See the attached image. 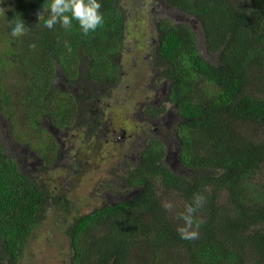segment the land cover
<instances>
[{"label": "trees", "instance_id": "16d2710c", "mask_svg": "<svg viewBox=\"0 0 264 264\" xmlns=\"http://www.w3.org/2000/svg\"><path fill=\"white\" fill-rule=\"evenodd\" d=\"M41 2H0V121L7 122L0 123V264H21L46 208L62 204L7 150L5 125L16 151L29 147L54 172L56 141L41 116L63 131L78 128L81 95L97 92L92 86L120 82L123 95L129 74L147 80L133 59L132 73L121 66L125 53L133 58L128 31L139 37L136 53L152 36L138 32L145 24L156 34L157 82H168L167 101L179 119L168 134L188 174L171 169L167 144L150 123L136 162L122 174L110 173L124 175L115 189L105 188L103 196L112 200L74 216L66 231L70 264H264V0H159L198 22L203 43L190 24L167 16L140 13L134 20L124 0H100L104 23L87 36L76 20L68 30L60 24L48 29V12L35 10ZM19 16L27 31L13 37L10 21ZM156 72L150 67V76ZM60 81L70 90L58 87ZM147 108L152 118L166 110ZM196 193L206 197L195 213L199 236L184 240L177 231L180 214ZM165 194H175L180 204L166 207Z\"/></svg>", "mask_w": 264, "mask_h": 264}, {"label": "rangeland", "instance_id": "374dc122", "mask_svg": "<svg viewBox=\"0 0 264 264\" xmlns=\"http://www.w3.org/2000/svg\"><path fill=\"white\" fill-rule=\"evenodd\" d=\"M126 3L130 4L129 13L130 15L136 14L134 20L138 19L140 13L144 14L145 18L148 19L152 16V19L156 17V20L165 17L166 12H169L170 19L174 23L190 24L195 32H198V39L200 43H203L205 40L204 35L199 30V23L190 18L186 17L182 13L174 9H166L164 6L159 5V0H124ZM147 9V10H145ZM151 11V12H149ZM158 12V13H157ZM147 16V17H146ZM168 17V16H167ZM151 26L145 24L137 28L142 35L146 36L150 32ZM155 29V25H153ZM152 29V30H153ZM156 35V34H155ZM152 36L148 37L149 41L153 38ZM126 49L132 48L130 53L137 56L139 53L134 52V41L138 42L135 45L139 44V37H134L128 31L126 39ZM140 52V51H138ZM128 53V52H127ZM142 53V52H141ZM205 55V53H204ZM132 56H127L125 53V58L121 63L123 69H127L128 73L134 71L130 68L132 67ZM141 66V65H140ZM140 72L142 69L137 68ZM143 75V74H142ZM140 78L133 77L131 74L126 76L127 78L123 81V86H129L127 93L121 95V83L115 82L108 85H101L98 88V85L92 86L96 92L93 93V100L98 101L96 94L104 95V98L99 102V105H107L106 110L108 109V114L102 116L108 123L106 124L107 129L111 131L107 134L98 133L97 126L95 129H91L93 124L91 121L86 122L84 126L76 128H71L68 134L64 137V147L62 148L58 160L55 164L54 172H51L50 166H46L45 171L38 170L37 161L29 160L30 156L27 153H35L33 150H29V147L18 148L20 155L18 156L21 164H24L25 170L32 174L36 179L40 180L44 178L46 182V188L58 189L54 192V195L58 197L63 195L61 201V206H53L46 208V220L38 227L34 233L32 239L28 243V247L25 250L21 264H70L71 263V250L69 237L66 234V231L70 226H72V220L74 216L78 214H86L92 212L94 209L100 207L103 204V197L107 200H112L108 196H103V193L107 191L105 188L115 189V185H120L122 183V177L124 175H114V178L110 176V171L116 170L118 174H122L134 163L129 160H124L125 155L131 154L132 145L136 142L134 146L142 142V136H139L138 139L134 135H139L138 122L136 120L137 115H132L126 113L131 118H121L120 111H124L127 107L122 105L125 102H130L132 100L143 101V97H146V85H149V80H145L142 76ZM166 80H163L165 82ZM59 83V81H58ZM61 83V81H60ZM162 83V82H161ZM162 84H159L160 86ZM58 87H64L63 84H57ZM168 86V85H167ZM166 86V87H167ZM112 87L115 89V94L111 92ZM70 90V87L65 86L64 90ZM100 91V89H103ZM72 90V89H71ZM99 90V91H98ZM105 99H108L104 103ZM91 100V99H90ZM104 109V108H103ZM105 110V109H104ZM86 116V115H85ZM171 116V117H170ZM169 118L165 116L166 120L172 121L173 123L177 121L174 115L170 114ZM47 116H41V119L46 120ZM99 117V120L101 119ZM135 118V120H134ZM164 118V119H165ZM81 119V117L79 118ZM128 120V122H126ZM0 123H7L5 121H0ZM172 123L166 121L164 124V131L170 127ZM90 125V128H89ZM9 125H5L6 129ZM1 134L2 141L4 142L7 150L14 152L17 150L13 147L11 143V137L8 132V129ZM81 130L88 135L90 138H83V133ZM112 131H115L112 132ZM65 132V131H64ZM121 132H124L121 135ZM171 138V137H170ZM171 140H168V145L171 146L173 154L170 158L167 159L171 169L174 172L185 173L183 170H180L179 163L176 159V145ZM61 145V144H60ZM37 155V154H36ZM23 156L28 157L25 158ZM123 158V160H122ZM22 159V160H21ZM120 162V163H119ZM37 164V165H36ZM264 178V174L262 176ZM115 199V198H113ZM164 205L167 207L168 204H171L174 207H177L180 204V199L175 196V194H165L162 195ZM116 200V199H115Z\"/></svg>", "mask_w": 264, "mask_h": 264}, {"label": "flooded vegetation", "instance_id": "af4514ba", "mask_svg": "<svg viewBox=\"0 0 264 264\" xmlns=\"http://www.w3.org/2000/svg\"><path fill=\"white\" fill-rule=\"evenodd\" d=\"M159 4H161V3H159ZM145 10H147V9H145ZM149 12H151V11H149ZM165 15L170 17L169 12H166ZM136 43H138V42L134 41L135 50L138 46V44L135 45ZM139 44H140V42H139ZM155 44L156 43H155L154 38L151 41L146 39L145 45H144V47H142V50L140 51V53L137 56L133 55V58H132L133 62L134 61L136 62L135 63L136 68L140 67V69H142V71L141 72L139 71V72L141 74L145 73L147 76H149L148 77V79H150L149 85L145 86L146 87V91H145L146 97H143V101L134 100V104H131L130 107H127V109L125 110L126 112L121 111V110H119V111H120V117L121 118H131L128 115H126V113H128V112H129V114H132L133 116L137 115L136 120L138 122V129H136V131L139 132V135H134V137H136L137 139L139 136H142V135H144L150 131L149 130L150 123L152 125H154L155 129L152 131L154 136L165 140V142L167 144V159H168L173 154L171 146L168 145V140H170V137H169L170 134H168V131H169V128L171 127L172 124L170 125V127L167 129L168 131H166V132L164 131L163 126L166 123V121L169 123H173V122L166 120L165 116H167V118H169L170 114L174 115L173 117H176V118H177V116H176L174 107L167 101V97H166L167 87L166 86L168 85V82H166V81L163 82V80L161 81L162 83L157 82L158 76L161 75V73L156 72L157 68L159 67L160 60H159L158 52L155 50ZM131 50H132V48H129V50L127 52H130ZM133 65L131 67V70L133 69ZM150 67H151L152 71L157 73V74L155 73L156 75H154V76L149 75ZM159 84H162V85L158 86ZM65 86L66 85H64V87ZM64 87H62L63 90H64ZM128 88H129V86L128 87L126 86L124 93H127ZM103 90L104 89H101V91H103ZM111 92L113 93L112 90H111ZM96 93H98V92H96ZM96 98L98 99V101H91L93 99V94L88 95L87 98L82 97V95H81V123H78V127L80 128V126L81 127L84 126L86 124V122L91 121L94 124H93L92 128H90V125H89L90 131H91V129L92 130L95 129L97 126V130L99 131L98 133L103 132L102 134H107L111 131V129H107L106 127H103V126H106V124H104V123H108V122L105 121L104 119L102 120V118H101L102 116H100V115H105V117L107 116L106 114H108V112H107L108 109L106 110V107H107V105L109 106V103H106L104 106L103 105L101 106V105H99L100 104L99 102L102 99L99 97V94L98 95L96 94ZM122 105L124 106V103ZM148 105H152L156 109H159L162 106H166V110L164 113H162L158 117L152 118V117H149V114L147 113ZM99 117L101 118L100 120H99ZM134 120H135V118H134ZM44 121L45 122L39 121V123H43V127L46 128L47 131L55 139L56 146H57L55 149V152L57 153V155L59 157L60 152H61L62 148L64 147V137L66 134H68L69 131L67 129V131L64 132L62 129L57 128L50 120H48V118H46V120H44ZM178 121H179V119L177 118V121L174 123H177ZM126 122H128V120ZM76 129L78 130V128H76ZM112 132L115 133V131H112ZM81 133H83V136H84L83 138H85V139L90 138L88 135H85V133H87V132H85V131L83 132L81 130ZM123 133L124 132H121V135H123ZM145 137H146V135H144L143 139L141 138L142 141H144ZM135 144H136V142L132 145L131 154L128 156L125 155V159L129 160L133 163L136 162L138 149L142 143H140V144L137 143V145L134 146ZM27 154H29V156H30L29 160H31L32 162L37 161L38 165L37 164L36 165L38 166V170H41V171L47 170L46 169L47 165H45V162L43 161V159H40V158L37 159V157H36L37 153L36 152L33 153L32 155H31V153H27ZM14 155H15V158L17 159V161L19 162L20 167L25 168L24 164H21V162L19 161V158H18V156L20 155V152L14 151ZM23 157L28 159V157H26V156H23ZM176 159H177V154H176ZM54 167H55V165L53 166V169H54ZM50 171L53 172L52 169H50ZM110 173H111V171H110ZM41 180L42 181L44 180L46 182V180L44 178H42ZM57 189H58L57 186L54 187V189H49V193L52 195V197H55L54 192ZM106 196H108L110 198V196L108 194ZM62 197H63V195H59L57 197L58 201L61 200ZM103 199H104V202L110 201V200L105 199L104 197H103ZM115 199H117V198H115ZM51 207H53V206L51 205Z\"/></svg>", "mask_w": 264, "mask_h": 264}, {"label": "clouds", "instance_id": "9594fccd", "mask_svg": "<svg viewBox=\"0 0 264 264\" xmlns=\"http://www.w3.org/2000/svg\"><path fill=\"white\" fill-rule=\"evenodd\" d=\"M42 3L43 0L35 10L38 16L43 15L44 11L48 12V16L43 21L44 27L48 29H53L55 25L60 24L61 27L68 30L72 27V21L76 20L83 34L87 36L90 31H95L104 23V16L100 11L102 7L100 0H51L46 7H42ZM2 10L0 9V11ZM26 31L27 25L20 16L10 21L11 36L14 37ZM205 203L206 197L203 194L196 193L192 202L180 214L183 225L179 226L177 231L181 239L192 240L198 238L199 223L195 221V213ZM167 207L171 208L172 205L168 204Z\"/></svg>", "mask_w": 264, "mask_h": 264}]
</instances>
